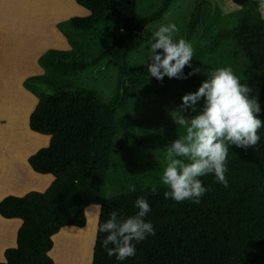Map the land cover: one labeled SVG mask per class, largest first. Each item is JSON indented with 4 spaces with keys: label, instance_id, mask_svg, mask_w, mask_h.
Wrapping results in <instances>:
<instances>
[{
    "label": "trees",
    "instance_id": "16d2710c",
    "mask_svg": "<svg viewBox=\"0 0 264 264\" xmlns=\"http://www.w3.org/2000/svg\"><path fill=\"white\" fill-rule=\"evenodd\" d=\"M172 1L160 0L150 13L139 15L138 0H75L88 14L56 24L69 48L45 50L37 58L43 73L23 80V86L37 96L29 128L50 135L48 144L32 153L27 162L34 172L53 178L43 191L0 198V215L21 219L16 245L5 249L0 264H53L49 255L53 235L64 226H85L84 207L90 203L99 205L91 264H264V126L258 130L256 146L228 147L227 186L214 174L200 177L207 191L198 203L166 199L167 186L136 173L127 176L122 188L107 193L106 172L115 128L120 126L137 137L115 112L127 105L131 85L139 84L152 93L148 78L131 69L128 52L144 40L154 42V33L145 26L158 20ZM233 1L242 6L236 23L229 31L218 33L210 46L198 49L194 64L206 77L216 69L230 68L242 85L251 87L249 96L260 101L259 115L264 120L261 0ZM107 17L117 20L120 28L109 32V40L95 49L68 38L67 28L95 38L103 36L101 24ZM101 60L116 69L113 92L107 97L101 90L76 83L79 73L98 66ZM132 186L135 191L129 190ZM138 198L150 204L144 220L152 223L155 235L133 241L135 255L119 261L102 247L106 233L98 232V227L113 211L122 217L137 214Z\"/></svg>",
    "mask_w": 264,
    "mask_h": 264
},
{
    "label": "rangeland",
    "instance_id": "374dc122",
    "mask_svg": "<svg viewBox=\"0 0 264 264\" xmlns=\"http://www.w3.org/2000/svg\"><path fill=\"white\" fill-rule=\"evenodd\" d=\"M159 3L160 0H138L139 15L150 13ZM19 4H17V7ZM57 5L56 2L53 9L50 8L53 4L46 5V11L43 13L37 11V9L27 8L21 14L27 16L25 18H28L29 22L35 27L40 26L38 24L42 22H46L48 26L51 20L56 19L55 23L57 24L67 22L74 15L83 16L88 14V11L78 5L75 0H62L60 11H58V7L55 10ZM260 7L264 14V0H261ZM241 10L242 6L233 0H173L158 20L145 26V28L155 33L162 25L175 24L178 31L173 34L174 42H178L179 39L186 40L191 44L194 55L190 65H186L183 69V76L186 78H169L165 76L162 81H158L155 77H150V73L147 71V64L151 62L150 57L152 56L150 42L144 40L139 46L128 52L131 69L134 73L143 74L148 78V87L152 93L148 94L139 84L131 85L132 94L127 105L118 108L115 112L118 119L127 122L133 128L137 137H132L120 126L115 128L111 146L110 166L106 172L108 194L122 188L126 184L127 176L131 173L140 175L146 181H161L163 169L168 163L166 146L186 134V127L174 123L171 114L180 107L182 96L189 92H195L201 82L207 78V73L201 68H198L199 72L189 75L190 72L197 69L194 64L196 52L198 49L210 46L218 33L229 31L236 23ZM48 17L52 19L50 20ZM56 24L54 26L58 32H61ZM101 26L105 30V34L97 38L90 33H83L71 28H67L66 32L69 35L68 38L79 43H86L91 49H95L109 40L108 33L119 29L120 23L107 17ZM46 31L48 32V27H46ZM61 34L63 37H60L59 41L67 44L66 36L62 32ZM56 49H62V45H56ZM157 51L161 52L160 50ZM219 54L216 56L218 57ZM115 73L116 69L113 66H107L105 60H101L98 66L90 67L79 73L76 77V83L86 88L101 90L103 96L107 97L113 92ZM40 88L47 91L44 87ZM34 96L37 98L36 95ZM34 103L35 101L32 103V107ZM197 106L202 110L203 101L201 100ZM183 115L191 118L195 114L189 108ZM44 143L41 140L37 147L30 144L29 151L31 153L36 152V149L45 146ZM126 172H128L127 175ZM84 214L85 226L76 227L71 225L70 227L73 230L85 228L83 233L72 231V234H78L79 237L81 236V240L82 234H86L88 238L90 237L91 255L97 227L95 205L87 207ZM66 227L68 226H64V228ZM67 240H69L66 247V253L69 254L67 257L74 259L78 254L79 244L76 241ZM50 254L53 264H55L52 252Z\"/></svg>",
    "mask_w": 264,
    "mask_h": 264
},
{
    "label": "clouds",
    "instance_id": "9594fccd",
    "mask_svg": "<svg viewBox=\"0 0 264 264\" xmlns=\"http://www.w3.org/2000/svg\"><path fill=\"white\" fill-rule=\"evenodd\" d=\"M177 31L176 25L170 24L160 26L153 34L147 71L158 81L165 76L186 78L183 69L190 65L194 52L186 40L174 42L173 34ZM158 49H162V53ZM195 72L199 69L189 75ZM251 92V87L242 85L230 68H219L208 74L195 92L182 96L180 107L171 115L174 123L186 127V134L166 146L168 163L161 175V182L168 189L163 193L166 199L198 203L207 191L200 177L208 174H214L219 183L227 186L228 147L247 149L260 142L258 130L264 126L259 115L261 103L257 97L249 96ZM202 99V110L197 112ZM189 108L197 112L191 118L183 115ZM129 190L135 191L134 186ZM135 207L139 210L137 214L122 217L113 211L110 218L99 225L98 232L106 233L101 245L109 257L124 261L135 255L133 241L140 242L148 235H155L152 223L144 220L151 211L148 201L138 198Z\"/></svg>",
    "mask_w": 264,
    "mask_h": 264
},
{
    "label": "crops",
    "instance_id": "0c3cea01",
    "mask_svg": "<svg viewBox=\"0 0 264 264\" xmlns=\"http://www.w3.org/2000/svg\"><path fill=\"white\" fill-rule=\"evenodd\" d=\"M56 2L58 5L55 10L58 7L60 11L62 0H0V198L7 194L23 195L30 190L43 191L53 178L48 173L34 172L27 162L32 154L29 145L37 147L43 140L46 146L50 135L29 128V115L37 98L23 86V80L43 73L37 58L45 50L54 46L56 49V45L60 44L62 49H67L68 43L59 41L63 36L54 26L56 19L48 17L51 20L48 26L42 22L35 27L21 13L27 8L43 13L46 5L53 4L50 7L53 9ZM92 205H95L97 219L98 203L86 205L84 212ZM20 222L19 217L0 215V260H5L4 251L7 247L16 245ZM53 248L49 251L50 256L51 252L53 256Z\"/></svg>",
    "mask_w": 264,
    "mask_h": 264
},
{
    "label": "bare ground",
    "instance_id": "6f19581e",
    "mask_svg": "<svg viewBox=\"0 0 264 264\" xmlns=\"http://www.w3.org/2000/svg\"><path fill=\"white\" fill-rule=\"evenodd\" d=\"M72 231H79L83 233V231H85V228H80V230L64 228L60 230L58 234L54 235L55 245L53 248V256L56 259V264H89V260L91 258L89 244L90 237L88 238L86 234H82L81 240V236L79 237L78 234H72ZM66 239L76 241L79 244L78 254L76 255V257H74V259H70L69 257H67L69 256V254L67 255L66 253V247L69 243V240L66 241Z\"/></svg>",
    "mask_w": 264,
    "mask_h": 264
}]
</instances>
